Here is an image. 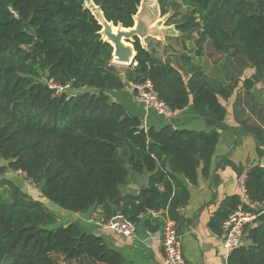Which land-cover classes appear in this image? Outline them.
Wrapping results in <instances>:
<instances>
[{"label": "trees", "instance_id": "16d2710c", "mask_svg": "<svg viewBox=\"0 0 264 264\" xmlns=\"http://www.w3.org/2000/svg\"><path fill=\"white\" fill-rule=\"evenodd\" d=\"M86 1L0 0V161L24 169L57 206L74 213L100 208L104 220L117 213L130 221L141 218L147 211L143 196L124 194L122 187L131 171L150 173L158 210L166 209L176 221L201 164L208 174L218 130L146 128L109 92L151 80L171 112L192 101L197 112H211L223 121L227 109L219 97L232 96L240 80L236 71L251 67L264 76V0H159L161 15L179 32L175 40L185 50L202 57L209 43L227 56L223 79L208 74L187 53L180 65L163 59L138 36L131 41L135 60L121 71ZM92 1L108 21L130 28L142 0ZM189 41L196 48L189 49ZM243 85L249 90L254 81L245 79ZM262 111L252 112L264 120ZM242 124L264 157L263 123L246 118ZM5 170L0 164V264H133L102 236L75 221L61 223L42 201L3 177ZM246 188L250 201L259 205L231 195L210 220V227L221 232L222 222L239 205L257 214L227 264H264L260 162L248 169Z\"/></svg>", "mask_w": 264, "mask_h": 264}, {"label": "crops", "instance_id": "0c3cea01", "mask_svg": "<svg viewBox=\"0 0 264 264\" xmlns=\"http://www.w3.org/2000/svg\"><path fill=\"white\" fill-rule=\"evenodd\" d=\"M235 75L240 80L232 96L228 100L219 97L227 109L223 121H218L211 112H197L192 101L183 110L172 111L168 116L159 115L153 109L146 110L136 101L129 84L122 90L109 92L111 100L125 105L131 114L141 117L146 128L161 129L172 125L180 129H216L219 132V141L208 174L203 173L201 164L197 183H188L190 200L185 207L180 208L176 220L183 254L189 264H227L228 257L223 246L224 221L221 224L222 231L218 232L210 227V220L228 196H241L239 177L258 162L262 165L264 158L258 156L256 137L247 132L242 124L248 118L262 122L264 127V120L252 112L263 110L261 115L264 113V76L251 67L241 72L238 70ZM245 79L254 81L249 90L243 85ZM149 177L150 173L131 171L129 182L122 187L123 193L139 194L142 188L150 187ZM73 214L72 218L66 216V222L75 221L83 230L102 236L107 245L120 251L127 261L133 264H165L163 228L170 218L166 209L161 208L155 212L147 209L138 221H133L136 224L133 237L103 227L100 222L104 217L100 208Z\"/></svg>", "mask_w": 264, "mask_h": 264}, {"label": "rangeland", "instance_id": "374dc122", "mask_svg": "<svg viewBox=\"0 0 264 264\" xmlns=\"http://www.w3.org/2000/svg\"><path fill=\"white\" fill-rule=\"evenodd\" d=\"M86 4L90 5L91 0H87ZM167 17L168 16L161 15L158 0L142 1L138 17L136 18L135 28L138 27L142 31L147 27H150L152 33L147 36L146 40L148 39V42H144V45H151L156 49L157 54L160 57H167V59H171L177 65H180L183 62V60L180 59L181 55L187 53V55L194 58L195 62L201 64L205 70H207L208 74L223 79L225 72L229 71V65L226 61L227 56L215 52L209 43L205 44L204 55L202 57L196 56L195 53L190 50H185L184 47L175 40V37L179 35V32L174 26L167 25ZM187 47L192 49L195 46L192 41H189ZM166 48L167 51H165ZM117 66L121 71H124L127 67L126 65ZM0 164L5 165L6 167L5 172L2 174L3 177L13 180L25 194L42 201L53 213L58 215L61 223H65L67 217H73L74 212L65 210L43 197L38 185L27 177L24 169L14 170L6 161H0Z\"/></svg>", "mask_w": 264, "mask_h": 264}, {"label": "built area", "instance_id": "2783aa9c", "mask_svg": "<svg viewBox=\"0 0 264 264\" xmlns=\"http://www.w3.org/2000/svg\"><path fill=\"white\" fill-rule=\"evenodd\" d=\"M130 87L134 92V97L137 102L143 105L146 110L153 109L159 115L168 116L171 110L167 103L162 100L154 87L151 80L141 82H129ZM247 171L243 172L239 177V187L241 198L246 203H252L256 206L260 203L251 202L247 194L246 188ZM257 219V214L246 211L243 205H239L238 209L229 215L223 222L224 238L223 246L226 250L227 257L232 249L240 246L245 239V227L253 224ZM100 224L114 230L127 237H133L136 224L133 221L126 219L122 214L117 213L107 220H102ZM162 246L164 250L165 264H189L183 254V246L180 235L176 228V221L168 218L163 228Z\"/></svg>", "mask_w": 264, "mask_h": 264}, {"label": "water", "instance_id": "95a60500", "mask_svg": "<svg viewBox=\"0 0 264 264\" xmlns=\"http://www.w3.org/2000/svg\"><path fill=\"white\" fill-rule=\"evenodd\" d=\"M86 7L93 12V14L96 16V18L102 25V30L100 31V33L103 36L104 40L110 42L113 45V63L116 65H131L134 62L137 54L135 47L131 41H133L135 36H138L141 39V42L144 44L147 36L152 34L150 27H147L146 29L141 31L138 27L135 28V25L130 28H125L121 25L116 26L113 22H110L105 18L100 6H97L92 0L90 5L86 4ZM137 17L138 13L135 16V23ZM114 27H118L119 30L115 31ZM262 166H264V158L262 161ZM139 194L142 195L145 200L146 209L152 212L158 210L160 201L154 197L150 187L142 188Z\"/></svg>", "mask_w": 264, "mask_h": 264}, {"label": "bare ground", "instance_id": "6f19581e", "mask_svg": "<svg viewBox=\"0 0 264 264\" xmlns=\"http://www.w3.org/2000/svg\"><path fill=\"white\" fill-rule=\"evenodd\" d=\"M114 30H115V31H118V30H119V28H118V27H114Z\"/></svg>", "mask_w": 264, "mask_h": 264}]
</instances>
